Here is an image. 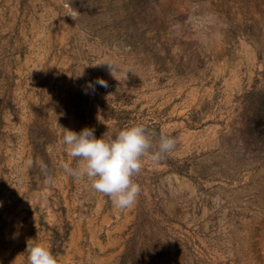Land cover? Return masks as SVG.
<instances>
[{
  "label": "rangeland",
  "instance_id": "1",
  "mask_svg": "<svg viewBox=\"0 0 264 264\" xmlns=\"http://www.w3.org/2000/svg\"><path fill=\"white\" fill-rule=\"evenodd\" d=\"M131 124L176 145L117 209L62 133ZM30 238L58 264H264V0H0V264Z\"/></svg>",
  "mask_w": 264,
  "mask_h": 264
},
{
  "label": "clouds",
  "instance_id": "2",
  "mask_svg": "<svg viewBox=\"0 0 264 264\" xmlns=\"http://www.w3.org/2000/svg\"><path fill=\"white\" fill-rule=\"evenodd\" d=\"M104 64L109 66L113 75L114 66L107 61L93 66ZM79 75L83 76V70ZM97 84L108 87L105 80L97 78L94 83L89 82L87 88L94 91ZM63 129L61 143L71 157L80 160L76 168L64 164V171L73 177H87L91 188L107 196L117 209L134 206L141 193L139 184L133 178L143 167L142 158L148 156L153 161H160L176 145V140L166 133L161 134L154 144L152 135L142 124L126 125L114 134L99 138L91 128H83L79 133ZM27 163L31 166L33 161ZM41 169L46 170L42 162ZM25 250L28 253L27 264H58L50 248L36 239H28Z\"/></svg>",
  "mask_w": 264,
  "mask_h": 264
}]
</instances>
